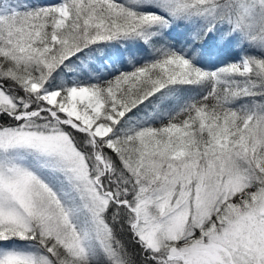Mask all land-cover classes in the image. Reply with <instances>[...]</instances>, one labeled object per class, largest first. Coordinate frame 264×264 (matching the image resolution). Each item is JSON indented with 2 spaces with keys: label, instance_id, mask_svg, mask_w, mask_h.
Listing matches in <instances>:
<instances>
[{
  "label": "snow or ice",
  "instance_id": "obj_1",
  "mask_svg": "<svg viewBox=\"0 0 264 264\" xmlns=\"http://www.w3.org/2000/svg\"><path fill=\"white\" fill-rule=\"evenodd\" d=\"M0 264H264V0H0Z\"/></svg>",
  "mask_w": 264,
  "mask_h": 264
}]
</instances>
